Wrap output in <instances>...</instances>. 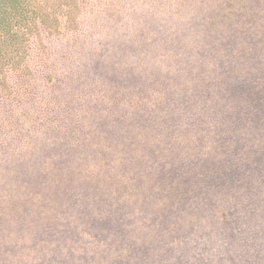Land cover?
<instances>
[{"label": "trees", "instance_id": "trees-1", "mask_svg": "<svg viewBox=\"0 0 264 264\" xmlns=\"http://www.w3.org/2000/svg\"><path fill=\"white\" fill-rule=\"evenodd\" d=\"M50 1L57 13L42 11ZM107 1L95 12L97 0H0L2 149L3 136L31 128L17 122L22 108L88 83L89 91L120 84L140 126L114 164L103 153L108 163L97 168L57 165L64 152L46 142L27 159L33 166L5 168L0 151V264L264 259V0L190 3L188 24L163 26L170 35L161 47L172 49L164 70L129 56L136 45L150 55L149 37L143 27L125 43L131 34L118 36L116 20L100 32H117L109 55L83 68L76 59L67 68L48 63L45 38L67 34L59 18L75 34L78 21L109 19Z\"/></svg>", "mask_w": 264, "mask_h": 264}, {"label": "rangeland", "instance_id": "rangeland-1", "mask_svg": "<svg viewBox=\"0 0 264 264\" xmlns=\"http://www.w3.org/2000/svg\"><path fill=\"white\" fill-rule=\"evenodd\" d=\"M196 1L200 3V0L107 1L106 9L102 10L108 11L109 19L88 22L87 25H80L81 23L78 21L77 25L71 27L76 29L77 33L75 34L72 33L71 28L69 32L64 25V19L59 18L61 21L58 23L57 28L62 27V32H67V34L60 37L57 35L46 37L44 41L45 50L42 52L48 55L46 57L48 63H57L61 67L67 68V65H70L76 59V64L83 68L82 65L85 63L83 61L88 62L91 60L93 62L101 59L104 55H109L108 44L115 43L117 32L115 30L103 35H100V32L107 30L110 24L116 20L117 24L119 21L118 36L119 34L125 36L131 34L129 37L122 36L125 43H132L133 40H136L143 27L146 30L147 37H149L152 46L150 55L148 52H144V48L136 45L133 48L137 49L138 52H132L129 56L139 64L149 63L150 61L154 67L157 66L156 68L164 70L166 69L164 57H169L172 49L165 45L161 47V39L170 35L163 26L165 23H168V25L183 22L188 24L187 19L189 17L185 15L189 13L190 6H193L190 3ZM49 3L50 5H43L42 11L57 13V9H54L56 4L53 1ZM96 3V8L93 10L95 12L100 10L102 0H97ZM199 3L195 7L198 8ZM85 12L81 16L75 10L73 15L76 19L84 20V17H86ZM87 15L88 18L93 16L89 12ZM120 23H122V29ZM112 29L116 28L112 27ZM185 29H187L186 26ZM172 31L173 29H171V33ZM78 32H82V36H79ZM39 37L40 35L36 37L38 38L37 42H39ZM153 40L158 43L155 44ZM141 42L144 44L143 41ZM33 50L36 52L35 46H33ZM123 55L126 56L127 53L124 52ZM32 68L38 69V66ZM89 85L90 83L85 87H66L64 90L46 97L42 107L22 108V111H26V113L23 118L17 119V122L22 123L25 120L31 128L23 130L22 135H19L16 139L15 135L1 138L4 141L2 145L5 147L3 149L0 147V151H4L6 159L5 168L27 167L38 164V161L27 159L40 153L39 146L45 144V142L51 150L55 151L56 149L64 152V156L55 161L59 166H68L73 169L97 168V166L108 163L107 159H102L103 153H108L111 163L114 164V160L120 155L117 153L126 148L125 142L128 141V138L138 139L133 134H136L140 129V126L137 129L139 113L133 108L132 100H130L131 96L120 84H107L101 87L102 91H89ZM106 101H109V103L106 104ZM91 103H93L92 105L96 104L104 107L103 111H95L92 114L89 111L92 106ZM37 108H39V111H37ZM99 138H101L100 141ZM29 139L38 147H28L25 141ZM250 256L247 264H264V259L258 261L253 253H250ZM222 264L230 263L222 262Z\"/></svg>", "mask_w": 264, "mask_h": 264}]
</instances>
